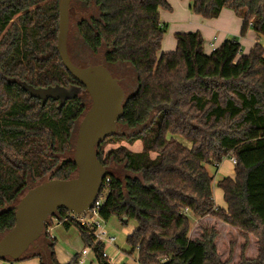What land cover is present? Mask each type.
Returning <instances> with one entry per match:
<instances>
[{"label":"trees","instance_id":"16d2710c","mask_svg":"<svg viewBox=\"0 0 264 264\" xmlns=\"http://www.w3.org/2000/svg\"><path fill=\"white\" fill-rule=\"evenodd\" d=\"M79 1L100 12L78 26L91 51L104 49L109 65L131 66L137 81L119 121L130 132L97 147L110 179L101 216L137 222L127 243L140 264H264V0H190L194 13L206 19L224 8L241 17L240 35L252 28L260 39L249 53L236 36L206 53L195 31L176 33V49L161 55L168 24L159 10L172 8L167 0ZM58 34L59 0H0V235L15 225L14 206L30 182L77 172L69 155L73 129L90 104L85 86L61 60ZM113 138L141 140L143 148L135 152L121 144L105 150ZM231 156L237 159L234 177L216 183L224 208L215 203L207 165ZM114 166L125 173L117 174ZM65 212L60 209L57 218L69 228L74 224L63 221ZM191 216L238 228L247 239L239 259L232 262L233 244L222 259L215 227L191 237ZM51 223L40 239L46 256L35 248L23 259L60 264L57 239L47 233ZM79 229L98 263L110 264L104 244H94L93 233ZM250 236L256 241L253 256L247 255ZM79 259L76 254L67 264Z\"/></svg>","mask_w":264,"mask_h":264},{"label":"water","instance_id":"95a60500","mask_svg":"<svg viewBox=\"0 0 264 264\" xmlns=\"http://www.w3.org/2000/svg\"><path fill=\"white\" fill-rule=\"evenodd\" d=\"M73 0H59L57 49L65 68L82 83L90 105L74 126L73 160L77 172L68 179H50L29 187L15 204V225L0 236V259L22 260L39 247L46 224L60 209L86 213L97 200L108 169L97 156V147L120 132L119 121L128 99L125 87L103 63L81 66L69 53L70 9Z\"/></svg>","mask_w":264,"mask_h":264},{"label":"crops","instance_id":"0c3cea01","mask_svg":"<svg viewBox=\"0 0 264 264\" xmlns=\"http://www.w3.org/2000/svg\"><path fill=\"white\" fill-rule=\"evenodd\" d=\"M171 7L173 6L176 11L182 15L181 18L175 19V12H167L164 13L163 10L168 11L167 9L160 8V18L163 23H166L164 20H168L172 22L170 26V31H174L175 34L178 32H195L200 31L204 40H207V48L206 53L212 52L215 48L219 47L225 40L229 39L232 36L238 35L242 28V18L237 16L236 13L231 10L224 8L218 17L212 19H206L196 13L191 9L189 0H167ZM87 6V5H86ZM88 7V6H87ZM172 10V8L170 9ZM168 24V23H167ZM169 27V24H168ZM257 33L254 29L250 28L248 35L244 38L240 39V43L242 46V52L247 54L254 47V45L259 41ZM262 40V39H261ZM166 41V37L164 36L162 42V48L165 51H174L177 46V41L169 39ZM122 145L127 146L129 149L135 152H140L143 148L141 140L135 141L133 144H129L127 141H122ZM119 144V145H121ZM156 153H152V157H155ZM215 167V166H214ZM216 168V167H215ZM216 175L222 174L225 176L234 177V165L228 158H224L220 163L219 167L215 170ZM220 180V179H219ZM217 180V182L219 181ZM215 191H213V194ZM223 194V193H222ZM221 196V194H220ZM215 203L217 206L226 207V203L224 199L217 202V197H215ZM192 217V216H191ZM195 217V216H194ZM207 218L215 219L211 216H206ZM204 219V218H202ZM219 221V220H217ZM227 225V227H233L228 225L227 223H223ZM109 225V223H108ZM137 228V222L130 229H122L118 226V224L114 223V227L111 229L115 230L120 234V242L121 243L115 246L107 245L104 246V251L107 253V259L110 264H140L137 258V253L128 250V246L123 241H127V237ZM234 228V227H233ZM47 233L50 237H54L57 239V243L55 246L56 258L60 264H67L71 261L74 255L79 254L80 251L86 246L84 242L82 233L80 229L72 225L69 228L64 227L63 224L59 223L57 220H52V223L47 228ZM81 239L83 246L79 248L78 240ZM117 240V239H116ZM38 251L42 252L46 256V248L42 245L37 247ZM257 250H248L247 255L253 256L256 255ZM86 264H99L93 250H90L87 255ZM84 263V264H85ZM0 264H8V260L0 259ZM15 264H40V258L36 257H27L25 259L16 261Z\"/></svg>","mask_w":264,"mask_h":264},{"label":"rangeland","instance_id":"374dc122","mask_svg":"<svg viewBox=\"0 0 264 264\" xmlns=\"http://www.w3.org/2000/svg\"><path fill=\"white\" fill-rule=\"evenodd\" d=\"M190 2V0H189ZM168 10V9H167ZM164 14H167V12H175V19H179L182 17V15L178 12V10L176 11V9L172 6V10H168L165 11L163 10ZM84 16L85 18H87L88 20L91 19L92 17H99L100 12H99V8L96 5H91V6H86L83 4H79V3H75L74 1L71 3V9H70V29H69V36H68V48L70 51V56L71 58H74V53H76L77 51V47L80 46H76L75 43H78L75 39V33L77 31V22L81 19V15ZM166 23L169 24L168 29L166 30L165 33V37H166V41L168 42L169 39L171 38V40H175V32L174 31H170V26L172 25V22L168 21V20H164ZM250 28L248 29V31L246 32V34L244 36L239 34H236V37L240 39L245 36L248 35ZM234 37V36H232ZM230 37V38H232ZM79 41V40H78ZM262 43L264 44V38H262ZM81 42V40H80ZM84 47H80L81 50L83 52H85V54L87 55V58L85 57V59H81V58H76V60L79 62L80 60H87V61H91L94 64H98L101 61L104 60V49H101L98 54L95 55H91V51L89 50V48H87V46L84 44V42H82ZM207 40H204V49L206 51L207 48ZM164 52H172L171 51H165L163 50V48H161L159 55H161ZM80 59V60H79ZM125 65V64H124ZM111 67V69H113L114 73H116L117 75H128L129 77L133 78L134 80L132 81L131 85H127L128 87H125L127 94H129L131 91H133L136 87H137V81H136V73L134 68H132L129 65L123 66L120 69L116 67V65H109ZM87 99V103L90 104V99H89V95L88 97H86ZM120 132H130V130L127 127H120ZM180 139L184 142H186V144L190 145V142H188L187 140L183 139L182 137H180ZM75 140H76V133H74L73 139H72V151L70 152V156H73V151H74V145H75ZM122 140V139H121ZM120 139L117 138H113L109 141H107V143L105 144V150H108L110 148H115L117 146H119V144H121ZM207 169L210 172L211 175L214 176V186H213V191H215L214 195L215 197H217V202L221 200H223V191L220 187L217 186V180L222 179L224 176L222 174H217L216 175V168L214 167V165L209 164L207 165ZM113 171H115L117 174H124L125 170L123 169V167L121 166H114L112 168ZM35 184H32V182H30L29 187H32ZM108 190L106 188H104L102 190V193L105 195H107ZM221 194V196H220ZM190 221L193 225V230L191 233V237L193 236H197L198 233H201L203 229L205 228H210V227H215L218 231V236H217V247L218 250L221 252V257L223 260L227 259L229 257V250H230V245L233 244V260L232 262H236L239 259V254H240V250H241V245L247 242L246 237L243 235V233L238 229V228H233V227H227V225L223 224L224 222H222L221 220L217 221V219H212V218H207L204 217V219H201L200 221L197 220L194 216H192L190 218ZM135 220H129L127 223H122L118 217L116 216H112L110 219H108L107 221H105V228L108 231L109 235L111 236H116L117 240H116V245L121 243V247H122V240L120 242V234L119 232H116L115 230L111 229L112 227H114V223L118 224L119 227H121L122 229H130L132 227V225L135 224ZM199 222V223H198ZM109 223V225H108ZM1 236V235H0ZM256 242L255 239L253 237H249L248 239V250H256V244L254 243ZM123 243H125L126 245H128L127 241H123ZM39 245H42L45 247V244L43 242L40 241ZM78 245L79 248H82L83 243L82 240L79 239L78 240ZM115 246V245H113ZM128 250H130V247L128 246ZM86 264V263H85Z\"/></svg>","mask_w":264,"mask_h":264},{"label":"built area","instance_id":"2783aa9c","mask_svg":"<svg viewBox=\"0 0 264 264\" xmlns=\"http://www.w3.org/2000/svg\"><path fill=\"white\" fill-rule=\"evenodd\" d=\"M233 165L237 163V159L234 156L228 158ZM221 163V162H220ZM220 163H215L214 166L217 168L219 167ZM109 178L104 179V185L106 182H109ZM105 188L103 186L102 190ZM102 190L95 201L93 207L89 209L86 213L77 215L72 212L66 211L63 215V221H69L73 223L78 228L83 227L88 229L90 232L93 233L94 236V244L95 243H103L104 246L107 245H115L116 244V236L109 235L108 231L105 228V219L100 214V207L105 200V195L102 193ZM54 220L58 221L57 216L53 217ZM52 219V220H53ZM59 222V221H58ZM90 250H93L92 245H86L79 253L80 259L79 263L84 264L89 254ZM104 257H108L107 253H103ZM16 261L8 260V264H15Z\"/></svg>","mask_w":264,"mask_h":264},{"label":"flooded vegetation","instance_id":"af4514ba","mask_svg":"<svg viewBox=\"0 0 264 264\" xmlns=\"http://www.w3.org/2000/svg\"><path fill=\"white\" fill-rule=\"evenodd\" d=\"M75 3H79V4H83V3H81L79 0H73ZM83 5H85V4H83ZM81 16H82V14H80ZM83 19H87V18H85L84 16H82L81 17V19L77 22V31H76V33H75V39H76V41L78 42V43H75V45L76 46H80V47H84V45H83V43L82 42H84V44L87 46V48H89V50L91 51V49H90V47L87 45V43L84 41V39L82 38V36H81V34H80V32H79V30H78V26H79V23H80V21L81 20H83ZM88 20V19H87ZM79 40V41H78ZM80 40H81V42H80ZM80 47H77V51H76V53H74V58L72 57V60L76 63V64H78V65H81V66H88V65H91V64H94V63H92L90 60L89 61H87V60H80L79 62L76 60V58L78 59V58H81V59H85V57L87 58V55L85 54V52H83L82 50H81V48ZM69 53H70V51H69ZM91 53V55H95V54H98V53H94V52H90ZM100 63H103V64H105V65H107L108 67H109V69H110V71L112 72V74L114 75V76H116L119 80H120V83L124 86V87H128L129 85H131V83H132V81L134 80L133 78H131V77H129L128 75H117L116 73H114V71H113V69H111V67L109 66V64H107L106 63V61H105V59L103 60V61H101ZM99 64V63H98ZM123 66H126V65H124V64H122V63H119V64H116V67L117 68H121V67H123ZM128 85V86H127ZM33 249H35V248H33Z\"/></svg>","mask_w":264,"mask_h":264}]
</instances>
